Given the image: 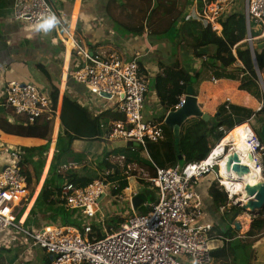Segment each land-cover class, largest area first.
Returning a JSON list of instances; mask_svg holds the SVG:
<instances>
[{
    "label": "built area",
    "instance_id": "built-area-1",
    "mask_svg": "<svg viewBox=\"0 0 264 264\" xmlns=\"http://www.w3.org/2000/svg\"><path fill=\"white\" fill-rule=\"evenodd\" d=\"M236 2L243 4L246 41L252 50L253 42L264 38V0H193L194 17L220 35L219 19L235 12ZM49 14L59 20L58 26L65 33L69 48L81 61L74 69H67L66 78L85 86L97 99L113 102L116 111L123 116V120L113 122L109 138L136 143L143 149L147 142L164 141V120L158 123L143 118L148 90L135 61H125L116 54L101 57L89 52L84 43L75 39V33L65 27L49 0H14L11 16L16 22L34 27ZM253 32L258 35L253 37ZM258 79L263 95L264 86L259 73ZM0 100V106L22 117L26 124L55 123L58 119L57 106L54 108L48 93L35 84L8 81L2 86ZM182 104L183 98L175 109ZM225 109L229 110L228 101ZM236 128L247 133V154L253 166L264 174V148L259 138L246 124ZM222 144L223 139L199 162H184L182 167L177 165L167 169L155 167L153 176L138 172L137 178L150 185L148 189L154 193L155 202L147 206L143 204V213L127 217L114 229L105 227L99 239L90 237L93 225L90 221L105 225L100 201L109 196L112 182L107 178L113 170H105L104 178L86 187L68 182L63 184V206L80 216L82 234L73 226L55 224L35 229L24 226L23 215L16 220L13 214L28 195V186L20 165V149H5L1 151L3 162L0 165V235L10 230L22 234L31 241V249L42 250L54 257L49 264H214L211 253L218 248L214 243L228 239L214 235V225L206 220L196 188L204 176L213 175L227 195L226 207L238 206V199L232 198L222 185L220 166L231 152L237 151L233 142ZM123 160L124 157L120 156L115 161ZM75 169L77 165L74 163L63 167L64 171Z\"/></svg>",
    "mask_w": 264,
    "mask_h": 264
},
{
    "label": "trees",
    "instance_id": "trees-1",
    "mask_svg": "<svg viewBox=\"0 0 264 264\" xmlns=\"http://www.w3.org/2000/svg\"><path fill=\"white\" fill-rule=\"evenodd\" d=\"M186 8L187 0H154L151 7L146 11L145 25L138 28H128L129 32L134 34L147 32L151 41L167 34L174 37L173 40L178 51L171 63L154 78L155 92L165 111H174L186 88L188 86L194 87L200 82L201 70L191 74L184 68L183 57L180 53L182 48L191 51L195 58L205 56L201 69L210 68L216 79L238 80V90L245 91L255 98L261 97L262 89L259 84L258 73L264 85V38L254 41L253 49H250L246 41L247 26L242 10H237L220 18L219 23L222 30L220 35H217L209 26L186 14ZM159 20H163V23L156 27ZM178 20L182 21V27L180 31L174 32L173 25ZM257 35L258 33L255 35L252 33L253 37ZM209 47L213 49L212 53L204 55L202 50ZM237 64L240 66H236ZM37 69L41 70L49 81L46 92L55 108L59 98V82H52L48 72L42 66L38 65ZM234 87L233 84H229L224 88L229 90L234 89ZM109 114L114 120L121 118V115L119 116V113L114 111L94 117L85 107L73 99L68 96L63 97L52 160L42 187L25 219V224H29L33 217L40 215L43 221L53 224L59 222L62 226L80 227V221H78L80 216L74 211H67L63 206L61 194L63 184L68 182L77 187H86L95 180L104 178L105 170H113V174L107 179L116 187L113 195L120 194L127 187V176L121 174L123 172L121 166L111 163V156L122 155L125 166L137 164L151 175H154L155 167L167 169L178 165L175 138L172 130L166 125L163 127L168 136L165 141L147 142L144 149L142 147H125L112 152H105L97 157L96 162L88 163L83 153L73 150V143L77 140H95L108 134L109 129L104 126L108 122L107 115ZM263 115L264 102L257 112L235 105H230L229 110H226L225 106L222 105L208 121L190 118L180 129L178 137L179 154L183 156L185 162H199L205 159L214 145L235 127L245 124L251 117ZM161 121L162 119L155 122ZM249 126L264 148V139L260 134L264 122H261L259 126L251 124ZM53 127V124L44 121L26 124L22 119L20 124H16L0 118V130L3 133L45 141L44 145L38 147L19 148L21 151L20 165L28 187L32 184V177L28 171L29 166L33 169L36 183L41 179L46 155L52 142ZM262 158L264 164V149ZM71 163L77 164V169L64 171L63 167ZM208 195L217 209L224 207L225 220L220 228L214 227L213 231L217 233L216 236L228 239V241L223 242L222 247L212 251L213 259L221 264H230L229 261H233V263L237 261L238 255H241L238 254L239 252L243 253L245 258L248 257L247 251H255V249L252 248L253 243H249L247 240L264 234V208L257 215H254L250 228L241 235L244 239V242H241V237H239L234 225L236 218L244 213L242 208L237 205L226 208L227 195L217 181L210 185ZM121 222L116 226L120 225ZM116 226L112 228L114 229ZM102 236L101 229L92 225L90 237L99 239Z\"/></svg>",
    "mask_w": 264,
    "mask_h": 264
},
{
    "label": "crops",
    "instance_id": "crops-1",
    "mask_svg": "<svg viewBox=\"0 0 264 264\" xmlns=\"http://www.w3.org/2000/svg\"><path fill=\"white\" fill-rule=\"evenodd\" d=\"M124 1L125 0H49L55 10L59 13L62 20H64L65 27H67L71 33H75V39L79 43H84L89 52H93L101 57L108 54H116L122 56L123 59L136 62L139 67V73L145 79L148 90L143 105V118L154 122L160 119L163 121L168 111H165L164 106L160 103V100L156 95L154 78L162 72L164 67L171 63L178 48L173 40L174 37L171 34L164 35L162 38L153 39V41H151L147 32L144 34H134L129 32L128 28H138L145 25L146 14L145 12H142L143 15H138L139 21L137 23H132L131 19H133L134 14H131L130 10L131 8H134V6H127V9L122 8L121 5L125 4H122ZM189 3L190 6L189 8H186V14L195 18L193 0H190ZM239 3L240 2H236V11H240L241 9L240 6L242 4L239 5ZM13 5L14 0H0V99L2 86L8 81L35 84L41 89L47 91L49 81L41 70L37 69L38 65L42 66L48 72L52 82H59V98L56 105L58 109V119L55 123H53L54 121L51 123L54 125L51 135L52 142L46 155V163L42 171L41 179L35 184L33 191L31 190V192H28V195L23 198L22 202L16 207V209L19 207L21 208V214L18 219H20L22 215L23 219H26L46 178L52 160L63 97L68 96L73 99L81 106L85 107L94 117H98L105 112L117 111L113 102L97 99L85 86L79 85L66 78L67 69H74L79 66L81 61L76 58L74 52L69 48L66 35L63 33L60 26L57 25L47 33L36 31L35 26L29 27L24 23L16 22L12 19L11 13ZM128 9L130 10L128 11ZM181 27L182 21L178 20L173 25V31L178 32ZM212 50L213 49L209 47L202 50V52L204 55H210ZM180 53L183 57L182 63L186 71L194 74L201 70L199 78L200 82H198L197 85H194L192 89L194 95L197 97L199 108L210 116L209 120L217 113L219 107L222 105L225 106L226 101H228L229 107L230 105H235L253 111L251 108L253 102L247 103L246 100L245 103L241 102L243 98H252L253 96L245 91L238 90V80L216 79L210 68L205 67L201 69L205 56H203V58H195L191 51L183 48L180 50ZM236 66H240V64H237ZM229 84H233L235 86L234 89L227 90L224 88ZM237 92L241 93L239 96L240 99L236 95ZM184 96L185 93L182 95V98ZM252 100L257 104V107L253 112L259 111L263 101H258V98L255 97H253ZM145 107H147V111L144 114ZM1 109H3L4 113H0V118L13 123L14 119L10 116V113L11 115L13 113L5 107L0 106V111ZM120 115V120H123L121 113H119V116ZM107 117L108 122L104 127L110 131L113 122L119 120H114L111 114L107 115ZM251 118L247 120L245 123L246 125L249 126ZM101 127L103 126L101 125ZM236 129L241 137V129ZM163 131L165 140H167L168 136L164 128ZM109 133L102 137H98L95 140L74 141L73 150L83 153L86 156L88 163H94L97 157H100L105 152H112L125 147H140L139 145L135 147L133 145L134 143L131 144L132 146L128 147V143H125L122 140H111L109 138ZM246 138H248V136L243 139ZM44 144L45 141L41 139L13 136L5 134L0 130V165L3 162L2 148L4 150L11 148L19 149L21 147L30 148ZM237 146L239 149H242V151L247 153V149L244 148L242 143H239ZM116 156L117 155H115V157L111 156L110 160H117V157L122 155ZM115 164H118L119 167L121 166L123 168L121 174L127 176V187L120 194L113 195V191L116 187H114L112 183V187L109 190V196L104 199L107 203L106 205L119 201L118 204L113 207L109 206L108 208V210L113 211L111 213V217L114 219L112 220L113 226L119 224V221L124 220L126 213H129L124 210L125 207L123 202L128 203L131 211L143 213L139 210V207L142 206L145 209V206L143 205L145 204L144 198L146 196L144 191L149 190L148 188L150 185L144 182V180L142 181L137 178V174L138 172H142L149 176H153L137 164H127L125 166L124 160L123 162L117 161ZM128 166H130V168H128ZM28 171L32 177V181L35 180L31 166L28 167ZM215 181L213 175L204 176L198 182L196 189L200 205L203 207L204 213L206 214V220L213 223L214 227L220 228L225 220L224 207L217 209L208 195V189ZM141 189L142 192H140ZM149 191L153 193L151 190ZM136 197H143V201H138L139 203L136 204L137 207H134L135 205H133L132 200L136 199ZM24 202H26L25 205H23ZM101 202L102 200L100 201V205ZM222 208L223 210L221 211ZM100 210L103 214L101 206ZM122 210H124V212H122ZM122 214L123 216H121ZM251 222L252 221L250 220L249 227ZM47 224L53 223L43 221L41 216L37 215L32 218V221L29 224H25L24 226L40 228ZM55 225H60V223H55ZM16 234L22 235L11 230L0 235V246L2 239L7 243L6 247H0V249H4V251L7 252H11L14 249L18 250H16L18 252L16 261L13 260L12 264H39L40 253L35 249H28L25 246L22 247V245H17L13 241L15 240L14 235ZM216 234L217 233L214 235L216 236ZM222 245V242H220L219 245L217 242L214 243V246L218 248L222 247ZM47 256L48 261L45 264H49L50 262V256L46 254V257ZM1 260L3 262H1ZM4 262L5 258L0 257V264H4ZM214 262V264H221L215 260Z\"/></svg>",
    "mask_w": 264,
    "mask_h": 264
},
{
    "label": "rangeland",
    "instance_id": "rangeland-1",
    "mask_svg": "<svg viewBox=\"0 0 264 264\" xmlns=\"http://www.w3.org/2000/svg\"><path fill=\"white\" fill-rule=\"evenodd\" d=\"M189 1L190 0H187V8H189L190 3H191V2L189 3ZM153 2H154V0H125L122 3V4H124V3L125 4L124 5H121V7L127 9L126 8L127 6H129V7H133L134 6L135 9L134 8H131V10L128 9V11L130 10L131 11V14H134L133 15V19H131V22L132 23H137L139 21V16L138 15L139 14L140 15H143L142 12H145V14H147L146 11H148L147 9L151 7V5L153 4ZM239 5H241V3H239ZM240 7H241L240 10H242V12H243V4ZM63 23H64V20H63ZM162 23H163V20H159L158 21V24L156 25V27L158 25H161ZM252 27H254V25H252ZM253 30H255V29H253ZM255 34L256 33L253 32V35H255ZM157 38H161V37H157ZM124 60L125 61H128V59H124ZM236 95L240 99L239 96L241 95V93H238L237 92ZM252 99H253V97L252 98H246V99L243 98L241 100V102L242 103H245V100H246L247 103L253 102V105L251 106V108L253 109V111H255V108L257 107V104L254 103V101ZM260 100L264 102V94L261 95V97L258 98V101H260ZM146 111H147V107H145V109H144V114H145ZM1 112H2V114L4 113L3 109H1L0 113ZM10 116L14 119V123L20 124V120H22V117L15 116L14 114L11 115V113H10ZM261 122H264V115L263 116H259V117H252L250 124L253 125V126H259ZM240 133H241V137L242 138H245V137L248 136L244 129H241ZM8 147H10V146H8ZM3 150L4 149L2 148L1 151H3ZM111 162L113 164L117 163L115 160H112ZM222 165H224V164H222ZM214 171L216 172V168H215ZM226 177H227V173L225 172V176L223 177V181L224 182H225V178ZM35 184H36V182H35V180H33L32 181V184L30 185V187H28V192H31V190H33V188L35 187ZM227 188H230V186L227 185ZM151 194H152L153 198L155 199L154 193H151ZM238 199H243V198L240 196ZM144 200H145L146 206L147 205H150L153 202H155V200H150L147 196H145ZM118 203H119V201H116L114 203H111L109 205H106L107 204L106 201H102L100 206H101V209L103 211V219H104L105 225L103 226L100 223H94L93 220L90 221V224L96 225L97 227H99L101 229L102 232H103V230H104L105 227L107 228V230H108V227H110L111 229H113L112 228V226H113V221L112 220H114V219L111 217V213L113 211L108 210V208H109V206H112L113 207L114 205H116ZM123 205L125 207L124 210H126V211L129 212V213H126L124 219H126L127 217H129V216H131L133 214H137V212H133V211L130 210L129 205H128L127 202H123ZM124 210H122V212H124ZM258 213L259 212H257L255 215H257ZM13 214L15 216V219L18 220V218H19V216L21 214V208L20 207L17 208ZM121 216H123V214ZM243 216H249V217H247L248 218L247 223H245V221L243 220ZM253 218H254V215H251V214L246 213V212H244L243 214L239 215L236 218V221L239 223V225L241 227L240 231H238L239 237H241V235L245 231H247V229L250 228L249 227V223H250V220L252 221ZM121 221L123 222L124 220H121ZM121 221H119V223ZM47 225H50V224H47ZM35 229H39V227H36ZM77 229L82 234L81 228L80 227H77ZM10 238H11V236H10ZM14 238H15V240H13V241L17 245H20V246L22 245V247L25 246L28 249L30 248L31 241L28 240V239H26L23 235L16 234V235H14ZM241 239H242V237H241ZM241 239H240V241L241 242H244V239H242V240ZM247 241L249 243H253L252 244L253 245L252 248L255 249V251H252V250L247 251L249 255L246 258L244 257V255H242L243 253L239 252L238 254H241V255H238L237 261L235 263H233V261H231L232 263L229 261L230 264H264V234L263 235L262 234L261 235H258V236L254 237V238H250ZM217 244L219 245L220 242H217ZM4 246L6 247L7 246V243L5 242L4 239H2L1 240V246L0 247H4ZM16 250L17 249L12 250L11 252H7V251H4V249H0V257H4L5 258V262L6 263L4 262V264H12V261L13 260L16 261V256L18 254V252H17L18 250L17 251ZM35 250H37L38 253H40V260H39L38 263L39 264H45L48 261V256L46 257V253L44 251H42V250H39V249H35ZM1 262H3V261L1 260ZM1 264H3V263H1Z\"/></svg>",
    "mask_w": 264,
    "mask_h": 264
},
{
    "label": "water",
    "instance_id": "water-1",
    "mask_svg": "<svg viewBox=\"0 0 264 264\" xmlns=\"http://www.w3.org/2000/svg\"><path fill=\"white\" fill-rule=\"evenodd\" d=\"M257 69V68H256ZM264 86V85H263ZM105 97H109L107 95H104ZM209 115L204 113L198 105L197 97L194 95L193 89L191 86H188L185 91V96L183 97V104L178 109H175L174 111H169L164 118V124L172 130L173 136L175 138L174 144L176 147L177 152V162L178 166L182 167L184 165V158L181 154H179L178 149V143H179V134L181 126L190 118H200L204 121L209 120ZM261 137L264 139V126L260 130ZM132 143H128V147L132 146ZM135 147H137V144H133ZM248 161L252 162V159L250 155L248 156ZM228 167L231 169V171L238 176L248 174L250 172L249 168L241 165L238 155L236 152H231V155L228 157L227 163ZM142 192V189L140 190ZM145 195L150 199L154 200L151 192L149 190L144 191ZM246 198L245 202L241 204V201H238V206L242 208V210L246 213H249L251 215H255L257 212L262 210L264 208V177L262 174V180H260L256 185H248L246 188ZM139 198V197H136ZM133 205L136 204L135 199L132 200ZM134 207H137L135 205ZM139 210L144 212L145 209L141 206L139 207ZM235 228L237 231H240L241 227L239 223L235 222ZM54 257L50 256V260H52Z\"/></svg>",
    "mask_w": 264,
    "mask_h": 264
},
{
    "label": "bare ground",
    "instance_id": "bare-ground-1",
    "mask_svg": "<svg viewBox=\"0 0 264 264\" xmlns=\"http://www.w3.org/2000/svg\"><path fill=\"white\" fill-rule=\"evenodd\" d=\"M246 139H243L239 136L237 129H233L231 132H229L224 138H223V144L226 142H233L234 143V150H236L238 158L241 162L242 165L246 166L249 168L250 172L248 174H244L241 176H238L237 174L233 173L229 167H226V163L228 160V157L231 155V153L220 163L221 166V175L224 177L225 172L227 173V177L225 178V182L222 180V185L226 187V189L230 192L231 197L238 199L240 196L243 199H238V201H245L246 196V188L248 185H256L261 180V172L256 169L254 163L251 161H248V154L242 149H239L237 146L239 143H242L244 145V148L247 149V142ZM235 152V151H233ZM217 154V153H215ZM212 160V158H211ZM224 164V165H222ZM227 185L230 186V188H227ZM233 193V194H232ZM136 204L139 203L140 201H143V197H139L135 199ZM139 201V202H138ZM135 204V205H136ZM243 220L245 223L248 221L247 217H243Z\"/></svg>",
    "mask_w": 264,
    "mask_h": 264
},
{
    "label": "clouds",
    "instance_id": "clouds-1",
    "mask_svg": "<svg viewBox=\"0 0 264 264\" xmlns=\"http://www.w3.org/2000/svg\"><path fill=\"white\" fill-rule=\"evenodd\" d=\"M235 12H236V10H235ZM58 24H59V20L56 18V16L54 14H49L48 16L42 18L35 25V30L36 31H40V32L47 33V32H50L52 29H54ZM263 177H264V174H263ZM75 228H77V227H75ZM80 228H81V222H80Z\"/></svg>",
    "mask_w": 264,
    "mask_h": 264
}]
</instances>
